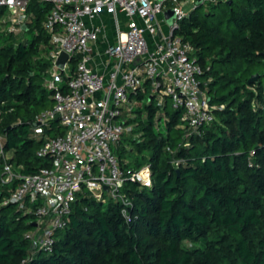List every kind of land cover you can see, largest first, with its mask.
Listing matches in <instances>:
<instances>
[{
    "label": "trees",
    "instance_id": "trees-1",
    "mask_svg": "<svg viewBox=\"0 0 264 264\" xmlns=\"http://www.w3.org/2000/svg\"><path fill=\"white\" fill-rule=\"evenodd\" d=\"M200 7L176 33L195 47L214 121L195 130L169 97L161 106L148 87L131 94L138 116L127 121L134 128L117 156L127 172L150 164L152 183L126 181L129 218L119 201L79 194L53 252L30 250L35 216L3 204L19 181L4 184L0 168V264H264V0H220L204 14ZM50 8L31 2L20 33L0 11V135L23 174L50 165L37 151L66 132L56 120L46 136L33 131L55 105ZM79 59L63 74L64 88Z\"/></svg>",
    "mask_w": 264,
    "mask_h": 264
},
{
    "label": "built area",
    "instance_id": "built-area-1",
    "mask_svg": "<svg viewBox=\"0 0 264 264\" xmlns=\"http://www.w3.org/2000/svg\"><path fill=\"white\" fill-rule=\"evenodd\" d=\"M33 1L51 5L45 26L56 46L47 82L55 105L37 115L33 131L46 136L60 114L58 122L66 132L41 144L38 156L51 163L37 173L23 174L5 156L4 184L19 183L3 204H15L35 216L26 235L30 250L53 252L56 234L68 225L79 194L103 203L119 201L129 218L132 202L123 192L126 181L152 183L150 164L127 172L117 156L116 146L134 128L127 122V112L135 105L131 94L149 90L161 106L169 97L175 108L184 109L183 121L195 130L213 122L215 115L202 86L195 47L176 33L188 15L185 0H0L12 32L25 29ZM219 1L202 0V4ZM190 2L195 9L199 0ZM170 9L175 11L172 24L166 18ZM104 15L114 19L113 39ZM62 53L68 59L59 66ZM74 56L80 59L64 88L63 74L71 73ZM0 151H4L1 135Z\"/></svg>",
    "mask_w": 264,
    "mask_h": 264
},
{
    "label": "rangeland",
    "instance_id": "rangeland-1",
    "mask_svg": "<svg viewBox=\"0 0 264 264\" xmlns=\"http://www.w3.org/2000/svg\"><path fill=\"white\" fill-rule=\"evenodd\" d=\"M183 7H184V9H185V12L187 13V14H190V12L194 9V4L193 3H191L190 2V0H185L184 2H183ZM208 7H209V5L208 4H204V5H202L200 8H199V13L200 14H204V13H206V10L208 9ZM217 13H219V11H217ZM114 21V19H113V17H109V22L110 23H112ZM109 23V24H110ZM110 28V30H111V32H112V34H114V29H112L113 27H109ZM256 81V80H255ZM133 106V105H132ZM142 106V105H141ZM134 107H135V105H134ZM137 107V106H136ZM128 113V118L130 119V118H134V117H137L138 116V113H136L135 112V109H133L132 111H129V112H127ZM137 137H139V134H136L135 135V138H137ZM130 145V144H129ZM128 145V147L129 148H134V145H130L129 146ZM5 156H7L8 158L10 157L9 156V154L7 153L6 154V152L5 151H3V152H1L0 151V168L2 169V171L4 172V164H2V163H5ZM7 161H8V159H7ZM0 169V170H1ZM18 208V207H17Z\"/></svg>",
    "mask_w": 264,
    "mask_h": 264
},
{
    "label": "water",
    "instance_id": "water-1",
    "mask_svg": "<svg viewBox=\"0 0 264 264\" xmlns=\"http://www.w3.org/2000/svg\"><path fill=\"white\" fill-rule=\"evenodd\" d=\"M203 4H202V0H199V2H198V6H202ZM166 18H167V20L169 21V23L170 24H172L173 23V20H174V18H175V11L173 10V9H170V10H168L167 12H166ZM67 59H68V55L66 54V53H62L61 55H60V57L58 58V60H57V64L59 65V66H63L65 63H66V61H67ZM259 74H255V75H253L252 77H251V79L249 80V83H252V82H254L255 80H257L258 78H259ZM59 118H60V114H57V116H56V121H59ZM106 190H108V187H106Z\"/></svg>",
    "mask_w": 264,
    "mask_h": 264
},
{
    "label": "crops",
    "instance_id": "crops-1",
    "mask_svg": "<svg viewBox=\"0 0 264 264\" xmlns=\"http://www.w3.org/2000/svg\"><path fill=\"white\" fill-rule=\"evenodd\" d=\"M109 17H110V16H108V15H104V19H105L106 22H107V28H108V31H109L110 37H111V39H113V38L115 37V30H114V34H112V32H111V30H110L109 27H113L112 29H114V24H113V22H112V23L109 22ZM97 22H100V20H97ZM109 23H110V24H109ZM100 43H102V41H101ZM105 72H106V71H105Z\"/></svg>",
    "mask_w": 264,
    "mask_h": 264
}]
</instances>
